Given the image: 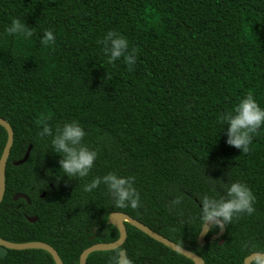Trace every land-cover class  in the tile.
<instances>
[{"label":"trees","instance_id":"1","mask_svg":"<svg viewBox=\"0 0 264 264\" xmlns=\"http://www.w3.org/2000/svg\"><path fill=\"white\" fill-rule=\"evenodd\" d=\"M12 19L33 36L5 34ZM46 29L55 42L42 47ZM110 30L136 49L133 70L123 58L107 63L101 41ZM248 94L264 108V0H0V118L14 132L0 238L42 242L63 264H80L90 247L120 239L110 219L124 213L205 264H245L264 254V128L242 154L218 121ZM42 114L53 129L72 120L84 128L83 142L97 152L89 176L57 180L60 157L51 137L38 135ZM7 139L0 126V158ZM30 147L28 161L16 166ZM110 171L134 177L137 208L114 207L104 185L83 191ZM234 181L251 188L255 212L235 217L219 240L212 239L220 228H211L201 247L200 223L189 218L203 196L220 198ZM17 195L30 204L14 201ZM126 227L119 250L96 252L87 264L120 261L122 251L127 264H194ZM0 264L55 261L45 251L10 250Z\"/></svg>","mask_w":264,"mask_h":264},{"label":"clouds","instance_id":"2","mask_svg":"<svg viewBox=\"0 0 264 264\" xmlns=\"http://www.w3.org/2000/svg\"><path fill=\"white\" fill-rule=\"evenodd\" d=\"M4 32L8 36H21L24 39L33 36L32 29L25 27L18 19H12L10 26H6ZM54 42L53 31L44 30L39 39L40 45L48 47ZM101 43L108 64H114L115 61L123 58L129 71L133 70L137 61L136 49H130L129 41L125 36L110 30ZM50 119L51 116L48 114L41 115L38 121L41 130L38 135L41 138L51 137V152L60 157L58 173L62 175L58 178L56 176L57 180L63 177L72 180L89 176L97 159V152L83 142L86 135L84 128L78 121L72 120L53 129L48 123ZM218 121L227 127L226 143L245 154L249 152L254 136L264 128V108H261L254 97L248 94L231 110L222 113ZM100 185H104L108 190L114 207L133 209L138 207L140 195L134 187V177H125L110 171L103 176L93 177L83 186V191L92 192ZM255 199L253 191L246 183L241 181L224 183V195L220 198L203 196L200 199L198 216L189 219L198 220L200 230L209 225L212 228H222L230 224L238 215H252L255 212ZM173 203L179 204L180 198L178 197ZM110 264H119V256L113 257Z\"/></svg>","mask_w":264,"mask_h":264},{"label":"water","instance_id":"3","mask_svg":"<svg viewBox=\"0 0 264 264\" xmlns=\"http://www.w3.org/2000/svg\"><path fill=\"white\" fill-rule=\"evenodd\" d=\"M0 126L3 127L8 134V139L7 143L5 146V149L3 151V154L0 158V205L3 202V199L5 197V192H6V168L7 164L10 158L11 150L14 144V132L13 129L11 128L10 124L5 121L4 119L0 118ZM32 147L29 148L25 158L16 163V166H20L25 164L29 156L31 154ZM20 199H24L30 204V201L28 197L25 195H17L14 197V201H19ZM28 221L30 223H36L37 218H29ZM110 223L116 226L118 231L120 232V239L117 242L111 243V244H97L86 251L83 252L80 258V264H87V260L90 255L96 253V252H110V251H115L119 250L126 242V239L128 237V231L126 224L131 225L132 227L138 229L140 232L144 233L146 236L149 238L153 239L154 241L162 244L163 246L167 247L168 249L172 250L175 253H178L179 255L190 259L191 261L194 262V264H205L203 259L197 256L196 254L189 252L179 245L171 242L170 240L164 238L163 236L159 235L155 231L151 230L149 227L143 225L142 223L134 220L130 216L124 213H117L113 216H111ZM211 225L208 227H205L201 230V233L199 235L198 241L199 245L201 247H204L206 244V238L211 230ZM226 233V228L223 226L220 228V232L213 237V241L221 239ZM222 244V242H221ZM10 250H15V251H25V250H40V251H45L49 253L52 258L55 261V264H63L58 252L52 248L50 245L42 243V242H32V243H26V244H13L7 241H4L0 238V258H5L8 255V252ZM255 261H263L264 262V254L256 253L250 256L245 260V264H253ZM119 264H127V256L126 252L122 251L120 253V261Z\"/></svg>","mask_w":264,"mask_h":264}]
</instances>
